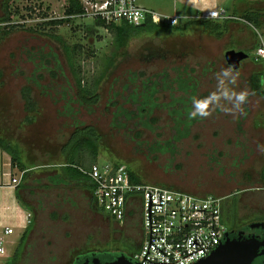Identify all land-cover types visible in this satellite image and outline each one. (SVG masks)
<instances>
[{
  "label": "rangeland",
  "instance_id": "1",
  "mask_svg": "<svg viewBox=\"0 0 264 264\" xmlns=\"http://www.w3.org/2000/svg\"><path fill=\"white\" fill-rule=\"evenodd\" d=\"M67 1L10 0L11 19L8 23L15 26L0 40V134L18 139L23 147L38 156V163L46 160L50 151L60 150L73 129L72 117L61 113L64 105L61 94L58 92L59 99H54L55 89L76 88L61 43L47 33H58L66 42L82 45L78 56L89 80L99 70L101 57L115 50L114 34L95 25L92 15L72 16L60 25L46 23L49 19L65 16ZM241 1L244 0H222L219 8L230 13ZM252 1L256 7L264 6V0ZM138 2L160 12L195 11L179 0ZM3 13L0 6V16ZM147 46L178 51L179 54L166 59H143L139 55ZM230 47L236 48L237 45L216 38L201 24H193L184 31L132 37L126 53L121 52L115 68L102 82L99 103L92 110L81 107L77 114L103 134L106 144L98 160L122 159L147 182L166 183L201 195L215 194L222 196L223 200L237 189L264 184V152L258 149V145H264V96L250 88L245 67L233 70L240 74L237 90L247 88L252 92L244 105L247 115L216 111L207 118L198 117L191 122L190 132L176 139L172 153L153 148L156 140H166L175 134L174 118L168 107L155 110L159 118L154 129L139 125L132 131L129 126L134 120L127 119H122L125 125L113 124L115 107L109 99L116 89H122L131 72L138 73L137 84L162 71H167L170 79L179 74L184 77L191 74L192 81L198 84L195 97L206 96L215 89V74L231 66L225 58ZM246 52L249 56L242 65L254 60L251 49L247 48ZM25 85L35 89L39 103L38 119L33 123H25L27 111L21 93ZM40 89H51L52 95L41 93ZM170 92V89L160 92L159 102H170ZM173 92L183 94L176 88ZM124 106L132 107L130 103ZM138 128L143 130L140 137L135 134ZM39 166L49 164L41 163L34 168L39 169ZM16 174L21 176L22 171L17 168ZM44 176L40 174V177ZM30 183L33 193L21 189V198L32 207L34 223L31 230L34 231L32 241L35 244L26 249L29 254L26 253L19 264H71L76 252L89 247H106L117 254L138 250L144 236L141 194H137L139 199L132 204L133 208L122 224L112 217L108 219L107 213L94 209L89 204L90 197L82 196V192L72 185L48 189L38 186L34 179L28 181ZM258 198L264 201V194ZM82 200L89 205L81 204ZM54 215L58 217L54 218ZM62 216H66L64 221ZM128 238L132 240L128 241Z\"/></svg>",
  "mask_w": 264,
  "mask_h": 264
},
{
  "label": "trees",
  "instance_id": "2",
  "mask_svg": "<svg viewBox=\"0 0 264 264\" xmlns=\"http://www.w3.org/2000/svg\"><path fill=\"white\" fill-rule=\"evenodd\" d=\"M0 6L4 12L0 16L1 40L14 28L15 25L8 23L11 19L10 0H2ZM84 11L82 0H68L65 7V16L49 19L46 23L50 25H60L69 21L72 16L82 15ZM241 16L250 21L257 28L264 31V6L256 7L253 4L252 7L244 11ZM94 23L95 25H100L109 29L114 34L113 45L115 50L110 55L101 57V66L92 80H89L79 61L78 52L79 50L80 52L82 51V45L78 43L70 44L58 33L52 31L47 33L61 43L67 58V63L71 69L72 77L76 83V88L55 89L56 93L54 99L55 101L59 99L56 95L59 92V94H61L60 98L64 100L61 113L72 117L73 129L67 140L60 147V150H56L55 152L50 151L48 158L46 160L43 159L41 162L43 164L60 166L64 175L62 180L68 183L66 178L82 179L88 184L92 192L95 186L94 182L81 168H89L93 163L100 161L98 159L102 153L101 149L105 146L106 142L103 134L95 125L82 120L77 116L80 112V108L86 107L92 110V108L99 103L101 98V84L108 78L109 74L115 68L121 52L126 53L125 50L132 37L140 34L166 33L176 30L184 31L193 24H201V19L190 18L185 22L178 21L175 24L158 23L148 19L144 24L135 25L126 20L118 23H106L104 19L97 17L94 18ZM202 24L208 26L211 31L221 34V24L214 23L213 21H205V23L203 22ZM145 48L146 50L142 51L139 56L147 60L166 59L170 55L179 54L178 51H168L153 46H147ZM58 66L60 68L62 67L59 63ZM169 76L170 75L167 71H162L156 74L154 78L149 77L143 79L142 83L137 84L136 81L138 80L139 75L135 71L131 72L127 77L126 82L123 83L122 89H116L113 96L109 99V102L115 107L113 124L116 126L125 125V123L122 122V119H127L130 121L134 120V123L129 126L132 131L139 125L154 129V123L159 118L154 112L158 107L163 106L169 108V113L174 119L184 120L185 129L182 130V133H178L179 135L174 134L171 139H177L180 135L184 136L188 134L190 132L191 122L198 118L189 117V112L192 108V98L198 91V84L192 81L193 78L191 74H189L188 77L179 74L172 79H170ZM255 80V78L251 79V84L253 83V91L257 94L264 95V90L258 86V83H256ZM175 88L180 91L182 90L183 94L175 95L173 92ZM167 89L171 90V101L168 103L159 102V93ZM34 90L35 89H31L28 85H25L23 89H21L25 110L27 111L25 123H33L38 119L39 103L35 97ZM40 90L41 93L52 95L51 89ZM125 103H130L132 107L128 108L124 106ZM180 125L181 124L177 123L175 127L179 128ZM135 134L140 137L143 134V130L137 129ZM170 145L171 144H166L165 146H162V150L170 149ZM0 148L10 154L12 165L22 171V179L19 183V187H28L26 180L34 171L33 167L41 164L40 162L38 163V156L32 154L28 147L27 149L23 147L18 139H12L2 134H0ZM106 161L114 162L116 165L121 163L127 164L131 180L136 182H147L130 163H127L122 159L104 160L101 162ZM262 177L264 180V171ZM158 184L181 189L174 185H167L166 183ZM17 194L20 198L19 191ZM94 201L95 204H97L95 198ZM23 204L27 206L26 203ZM98 208L99 210L104 211L102 208ZM93 254L100 256L102 260L112 259L117 255V253L108 248H87L75 254L72 263L83 264L85 258L91 257Z\"/></svg>",
  "mask_w": 264,
  "mask_h": 264
},
{
  "label": "built area",
  "instance_id": "3",
  "mask_svg": "<svg viewBox=\"0 0 264 264\" xmlns=\"http://www.w3.org/2000/svg\"><path fill=\"white\" fill-rule=\"evenodd\" d=\"M84 1V2H83ZM84 13L106 21L123 20L138 25L148 19L158 23L175 24L180 20L176 12L165 13L139 4L138 0H83ZM211 12L214 15H211ZM223 9H211L207 15L218 17ZM258 42L253 49L256 60H264V31L255 27ZM93 182V196L97 205L120 223L127 217L129 205L141 194L143 240L130 256L140 264H191L209 255L224 239L228 230L223 219V197L201 195L150 182L131 180L127 164L97 161L89 168H81ZM11 175L10 171L5 172ZM21 176H12L10 184H18ZM135 197L137 200L135 201ZM133 207V206H132ZM14 232L12 226L5 233ZM0 264L6 254L4 237H0Z\"/></svg>",
  "mask_w": 264,
  "mask_h": 264
},
{
  "label": "crops",
  "instance_id": "4",
  "mask_svg": "<svg viewBox=\"0 0 264 264\" xmlns=\"http://www.w3.org/2000/svg\"><path fill=\"white\" fill-rule=\"evenodd\" d=\"M179 1L182 4L187 5L195 10L193 12L182 11L181 13H178L181 16L179 21L185 22L190 18H200L201 25L206 30L212 32V34L215 35L216 38L224 39L226 42H228V44L232 42L235 43L237 45L236 49H241L244 51H247V48L251 49L253 54V49L258 42L257 30L255 28L256 26H254L250 21L241 16L244 11L252 7V0H244L239 2L236 5L234 11L230 13L223 9L225 13H222L218 17L207 15L206 12L209 10L201 11L199 10V8L194 7L193 0ZM221 2L222 0H216L215 7L211 9H220L219 7H221ZM175 12L177 13V11ZM205 21H213L214 23L221 24V34L211 31L208 26L202 24L203 22L205 23ZM244 59L241 60V65ZM253 59L254 60H250L247 63L243 64L242 67L240 65L239 68L242 69L243 67H245V69L248 71L247 78L251 89H253V83L251 84V79L255 78V82L258 83V86H260V88L264 90V60H256L255 58ZM38 168L39 169H35L33 167L34 171L31 175L37 174L38 176L36 175V177L32 176L31 178H28L26 180L27 184L28 181L34 179L37 182L38 186L42 185V187H48V189H50L51 187L69 188V185H72V188H77L82 192V196L86 198L90 197L91 200H89V204H91L94 209H96L98 212L101 211L98 208L99 206L95 204L91 188L82 179L66 178L68 181L67 183L66 181L62 180L64 175L60 166L49 165L39 166ZM16 169L17 167H14L11 163L10 154L0 148V237H4V245L6 248V254L2 258V264H19L22 259H25V254H29L26 249L35 244L32 241V238L35 237L34 235H32L34 231L31 230L34 223L32 207L27 201H24L21 197L19 198L17 194L19 191L21 196V189H23V192L25 191V193L29 194H32L34 190L31 183L28 184V187H19V183L21 182V180L16 185L10 184L12 176L20 177V175L18 176L16 174ZM6 171H10L11 175L6 174ZM40 174H43L45 176L40 177ZM134 199L136 201L137 197H135ZM23 203H26L27 206ZM81 204L86 206L89 205L84 200L81 201ZM132 208V205H129L127 217L130 214V209ZM57 217L58 215H54V218ZM107 217L109 219V217L112 216L107 213ZM64 219H66V216H62L63 221ZM6 226H12L14 228V232L11 234H6ZM12 246L15 248L12 249ZM89 248L100 249L93 247ZM103 248L107 249L106 247ZM84 249H81L78 252H81ZM78 252H76L75 254H77Z\"/></svg>",
  "mask_w": 264,
  "mask_h": 264
},
{
  "label": "flooded vegetation",
  "instance_id": "5",
  "mask_svg": "<svg viewBox=\"0 0 264 264\" xmlns=\"http://www.w3.org/2000/svg\"><path fill=\"white\" fill-rule=\"evenodd\" d=\"M173 121L175 126L177 123L181 124L179 128L174 126V133H182V130L185 129L184 120L173 119ZM172 137L166 140H156L153 148H157L160 152L169 151L172 153L174 151L173 145L176 141V139H171ZM166 144H171L169 146L170 149L162 150V146ZM260 194H264V184L240 188L226 196L222 206V215L224 221L227 223L228 230L223 241L227 238L236 240L249 238L255 239L258 242H264V201L258 198ZM246 199H248L247 204H245ZM131 240L128 238V241ZM259 251H264V244L259 246ZM126 254L131 255L132 253ZM71 264L73 263L71 262ZM252 264H264V252L259 254Z\"/></svg>",
  "mask_w": 264,
  "mask_h": 264
},
{
  "label": "clouds",
  "instance_id": "6",
  "mask_svg": "<svg viewBox=\"0 0 264 264\" xmlns=\"http://www.w3.org/2000/svg\"><path fill=\"white\" fill-rule=\"evenodd\" d=\"M216 0H193V5L201 11L210 10L215 7ZM211 15L214 13L211 12ZM264 54V49L259 50ZM239 73L233 70L232 66L221 69L215 74V89L203 97L192 98V108L189 112L190 118H207L214 112L219 111L226 114L246 116L244 105L252 92L243 88L237 90ZM258 149L264 152V145H258ZM0 248V254L3 253Z\"/></svg>",
  "mask_w": 264,
  "mask_h": 264
},
{
  "label": "water",
  "instance_id": "7",
  "mask_svg": "<svg viewBox=\"0 0 264 264\" xmlns=\"http://www.w3.org/2000/svg\"><path fill=\"white\" fill-rule=\"evenodd\" d=\"M144 24V23H143ZM248 56V53L241 49L230 48L225 52L227 62L233 68H239L241 60ZM264 242L255 239H229L221 242L209 255L191 264H252L254 259L261 254L259 246ZM83 264H140L132 260L125 252L117 254L112 259L102 260L100 256L93 254L87 257Z\"/></svg>",
  "mask_w": 264,
  "mask_h": 264
}]
</instances>
